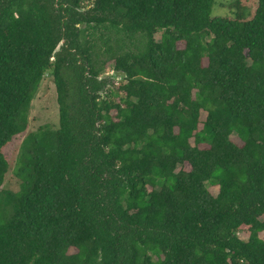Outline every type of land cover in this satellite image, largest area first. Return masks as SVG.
Returning <instances> with one entry per match:
<instances>
[{"label": "trees", "instance_id": "trees-1", "mask_svg": "<svg viewBox=\"0 0 264 264\" xmlns=\"http://www.w3.org/2000/svg\"><path fill=\"white\" fill-rule=\"evenodd\" d=\"M215 1L0 0V264H264V0Z\"/></svg>", "mask_w": 264, "mask_h": 264}, {"label": "rangeland", "instance_id": "rangeland-1", "mask_svg": "<svg viewBox=\"0 0 264 264\" xmlns=\"http://www.w3.org/2000/svg\"><path fill=\"white\" fill-rule=\"evenodd\" d=\"M231 0H216L212 5L211 14L214 16H227L229 11L226 8V4ZM155 40H159V33L154 36ZM108 76L111 81L114 83L110 85V88L116 90V87L120 83V76L116 71L113 70L112 64L107 63L102 77ZM205 113L201 112L200 118L204 119ZM58 124V105L56 102V92L53 84V80L51 76L45 75L37 89V92L30 103L29 111H28V127L27 130L20 134L15 141L7 148V152L9 153V171L5 176V180L3 183L4 189H10L11 191H16L18 189V180L13 174V168L15 165L16 155L18 152V147L21 140L25 137V135L29 132H33L38 129V127L42 125H50L52 127H57ZM231 140H233L238 145L241 142L235 137V135L231 136ZM185 168V167H183ZM208 190L212 195H216L217 188L216 187H208ZM242 238H246L244 233L241 231L238 232ZM73 252V250H70Z\"/></svg>", "mask_w": 264, "mask_h": 264}, {"label": "water", "instance_id": "water-1", "mask_svg": "<svg viewBox=\"0 0 264 264\" xmlns=\"http://www.w3.org/2000/svg\"><path fill=\"white\" fill-rule=\"evenodd\" d=\"M62 44H63V40H61V41L58 43V45L56 46L54 52L58 51Z\"/></svg>", "mask_w": 264, "mask_h": 264}]
</instances>
